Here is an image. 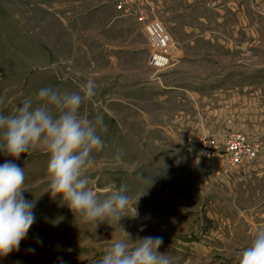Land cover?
Returning a JSON list of instances; mask_svg holds the SVG:
<instances>
[{"label":"rangeland","instance_id":"374dc122","mask_svg":"<svg viewBox=\"0 0 264 264\" xmlns=\"http://www.w3.org/2000/svg\"><path fill=\"white\" fill-rule=\"evenodd\" d=\"M144 13L162 22L154 0ZM143 23L112 0H0V114H14L42 87L71 93L94 80L96 95L79 111L93 121L102 116L107 127L98 129L103 147L93 151L89 186L103 198L123 185L130 197L119 225H81L60 197L45 193L47 154L37 149L12 160L0 152V165L24 169L23 197L35 203L36 217L0 264H96L124 238L121 228L133 242L162 237L158 252L173 264H238L237 253L264 226L250 190L237 185V168L190 144L196 136L223 141L236 130L219 139L200 109L171 92L162 76L173 66L154 72Z\"/></svg>","mask_w":264,"mask_h":264},{"label":"clouds","instance_id":"9594fccd","mask_svg":"<svg viewBox=\"0 0 264 264\" xmlns=\"http://www.w3.org/2000/svg\"><path fill=\"white\" fill-rule=\"evenodd\" d=\"M97 87L92 79L71 93L42 87L14 114H0V152L19 160L22 154L42 150L49 157L45 193L53 200L60 197L61 205L78 223L95 228L106 222L119 225L130 203L123 185L103 198L89 186L87 172L94 163L93 151L103 147L98 129L106 130L107 126L102 116L93 121L79 110L96 95ZM24 183V169L11 161L0 165V258L18 251L35 223V203L24 199ZM121 230L124 238L111 242L96 264H173L170 254L158 252L162 237L148 236L133 242L130 234ZM237 257L238 264H264V226L256 229L250 244ZM59 264L66 262L61 258Z\"/></svg>","mask_w":264,"mask_h":264},{"label":"crops","instance_id":"0c3cea01","mask_svg":"<svg viewBox=\"0 0 264 264\" xmlns=\"http://www.w3.org/2000/svg\"><path fill=\"white\" fill-rule=\"evenodd\" d=\"M154 6L177 45L172 71L162 76L167 87L200 109L206 130L219 139L232 129L261 143L256 158L237 168L236 182L250 190V206L264 219V0H154Z\"/></svg>","mask_w":264,"mask_h":264},{"label":"built area","instance_id":"2783aa9c","mask_svg":"<svg viewBox=\"0 0 264 264\" xmlns=\"http://www.w3.org/2000/svg\"><path fill=\"white\" fill-rule=\"evenodd\" d=\"M112 1L123 15L138 14V19L144 22L142 32L149 42L150 62L155 69L154 72L160 73L166 70L176 58L177 46L160 21L155 18L146 20L144 9L151 4L152 0ZM190 144L198 148L200 156L213 162L225 163L232 168H238L254 160L262 150L260 142L238 131L226 132L223 141H219L214 136H196L190 139Z\"/></svg>","mask_w":264,"mask_h":264}]
</instances>
